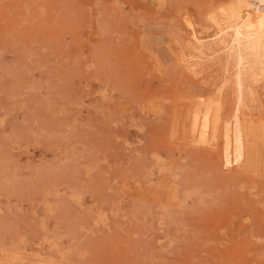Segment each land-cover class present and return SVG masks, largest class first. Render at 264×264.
Here are the masks:
<instances>
[{
  "label": "rangeland",
  "instance_id": "374dc122",
  "mask_svg": "<svg viewBox=\"0 0 264 264\" xmlns=\"http://www.w3.org/2000/svg\"><path fill=\"white\" fill-rule=\"evenodd\" d=\"M228 1L0 0V264H264V29L220 51Z\"/></svg>",
  "mask_w": 264,
  "mask_h": 264
},
{
  "label": "bare ground",
  "instance_id": "6f19581e",
  "mask_svg": "<svg viewBox=\"0 0 264 264\" xmlns=\"http://www.w3.org/2000/svg\"><path fill=\"white\" fill-rule=\"evenodd\" d=\"M220 12L224 15L223 19L226 21L225 23L228 24L226 26L228 28L225 30L228 39L224 42L222 40H217V34L213 35V41L216 46L220 45V47H218L220 51L228 48L230 50L232 48L231 50L235 53L239 52L240 54H244L246 45H244L242 35L246 32L256 33L264 29V0H229L228 3L221 7ZM213 17L219 19L217 14ZM259 42L264 41L259 39ZM261 49L264 50V44L261 45Z\"/></svg>",
  "mask_w": 264,
  "mask_h": 264
}]
</instances>
